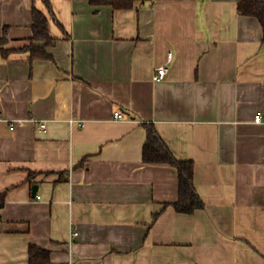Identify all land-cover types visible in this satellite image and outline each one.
I'll return each mask as SVG.
<instances>
[{"label": "crops", "instance_id": "0c3cea01", "mask_svg": "<svg viewBox=\"0 0 264 264\" xmlns=\"http://www.w3.org/2000/svg\"><path fill=\"white\" fill-rule=\"evenodd\" d=\"M240 1L0 0V49L30 45L34 8L54 39L52 60L0 54V264H264V43ZM145 124L194 162L203 209H175Z\"/></svg>", "mask_w": 264, "mask_h": 264}, {"label": "trees", "instance_id": "16d2710c", "mask_svg": "<svg viewBox=\"0 0 264 264\" xmlns=\"http://www.w3.org/2000/svg\"><path fill=\"white\" fill-rule=\"evenodd\" d=\"M92 6L104 7L112 6L115 9H131L134 7L135 0H84ZM238 11L241 15L257 18L262 26V36L264 43V1L242 0L239 2ZM33 36L30 45L20 50L0 49L3 58H8L16 52L29 53L30 62L35 60H52L53 56L47 51L54 39L50 35L48 17L34 8L32 14ZM7 33L8 30L5 29ZM6 42V37L0 39V44ZM147 130V140L143 150V161L146 164H169L176 167L179 173V197L174 203L175 209L182 214H193L197 210L205 207L203 200L195 187V164L192 161L178 160L166 143L160 137L153 124H145ZM4 196H0V208L4 205ZM30 264H50L51 253L46 249L32 246L29 250Z\"/></svg>", "mask_w": 264, "mask_h": 264}, {"label": "built area", "instance_id": "2783aa9c", "mask_svg": "<svg viewBox=\"0 0 264 264\" xmlns=\"http://www.w3.org/2000/svg\"><path fill=\"white\" fill-rule=\"evenodd\" d=\"M172 60V53L169 54V62ZM168 74V67L167 66H161L158 69H156V74L154 76L155 81H162L166 78ZM115 119L116 120H122L124 119V115L121 112H116L115 113ZM5 120L4 114L2 111H0V121ZM30 120L28 119H15L9 121L10 123V129L15 130L18 127H23L25 126ZM255 123L262 124L264 123V113H258L254 119ZM39 128L43 131L47 129V123L45 121H41ZM40 198V197H38ZM78 233H74L73 236L76 237L78 236Z\"/></svg>", "mask_w": 264, "mask_h": 264}, {"label": "water", "instance_id": "95a60500", "mask_svg": "<svg viewBox=\"0 0 264 264\" xmlns=\"http://www.w3.org/2000/svg\"><path fill=\"white\" fill-rule=\"evenodd\" d=\"M36 191H37V187L34 188V193H36Z\"/></svg>", "mask_w": 264, "mask_h": 264}]
</instances>
